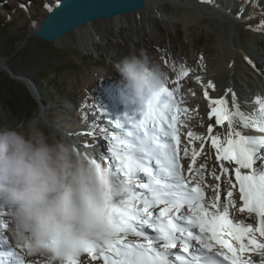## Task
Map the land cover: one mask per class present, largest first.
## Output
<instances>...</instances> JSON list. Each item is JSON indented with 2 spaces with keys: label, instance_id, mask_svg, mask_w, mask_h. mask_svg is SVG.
Instances as JSON below:
<instances>
[{
  "label": "snow or ice",
  "instance_id": "snow-or-ice-1",
  "mask_svg": "<svg viewBox=\"0 0 264 264\" xmlns=\"http://www.w3.org/2000/svg\"><path fill=\"white\" fill-rule=\"evenodd\" d=\"M20 7L29 9L26 4ZM236 18L246 24L258 19L257 25L247 27L264 33L261 0H242ZM166 63L176 73L175 87L169 89L168 81L154 101L132 115L114 117L102 105H94L91 114L96 119L89 122L85 112L81 122L87 127L68 132L70 137H84L79 148L120 177L118 183L130 178L129 162L136 169L130 190L121 198L124 214L118 235L85 247L74 264H257L254 257L264 264V95L254 97L253 110L248 112L233 89H227L225 97H211L209 89L215 91V84H205L183 63ZM186 78L200 83L209 101L207 118L214 123L208 124L205 134L190 130L189 120L198 117V106H182ZM188 91L196 95L191 88ZM101 118L105 125L98 123ZM178 125L188 129L183 146ZM225 125L223 133L217 130ZM101 140L106 151L97 154ZM209 144L215 155L211 168L205 147ZM184 158L190 160L187 167ZM241 214L251 217V222L239 218ZM5 217L0 212V249L8 246L0 250V264H48L39 255L27 254L35 257L27 260L22 248L11 247L2 231L9 227Z\"/></svg>",
  "mask_w": 264,
  "mask_h": 264
},
{
  "label": "clouds",
  "instance_id": "clouds-1",
  "mask_svg": "<svg viewBox=\"0 0 264 264\" xmlns=\"http://www.w3.org/2000/svg\"><path fill=\"white\" fill-rule=\"evenodd\" d=\"M115 70L127 100L144 107L168 83V73L146 49L125 56ZM128 169L134 177L133 162ZM130 178L118 183L120 177L58 132L42 109L0 128V212L15 245L48 264H74L85 247L116 238Z\"/></svg>",
  "mask_w": 264,
  "mask_h": 264
},
{
  "label": "rangeland",
  "instance_id": "rangeland-1",
  "mask_svg": "<svg viewBox=\"0 0 264 264\" xmlns=\"http://www.w3.org/2000/svg\"><path fill=\"white\" fill-rule=\"evenodd\" d=\"M236 1L241 2V0ZM57 2L59 0H0V18H9V9L15 11L19 16V18L11 20L13 25L7 33H0V62L2 63L0 74L9 75L15 82L24 85L26 88L29 85L27 80L37 78L39 84L51 90V94L56 97L58 103L49 104L48 107L44 105L39 94L32 92L31 95L40 109L47 112L56 130L64 135H68L70 131L75 132L87 127V124L81 122L83 113L87 112L89 114V122L96 119L91 113L96 111L93 106L97 104L102 105L114 117L128 114L127 107L132 103L126 98L128 93L115 70V65L130 53L135 51L138 54L140 49H146L152 60L160 64L168 73L169 83L167 87L171 89L175 87L172 81L176 73L172 71L166 61L183 63L185 67H194L198 71L206 63V60H212L215 57L218 39L222 40L224 38L223 47L219 51V60H222L223 66L220 64V70L214 73L217 77L222 78L227 72L225 63L230 61L232 51L235 50L236 45L241 44V30L239 33L236 32L237 26L234 24V34H231L232 37L230 36V40H227L229 29L224 26V23L222 24L221 19L214 24L217 27L216 32L204 27L199 22L193 23L191 36H188L186 29L178 23L172 24L169 22V24L165 23L163 26L157 20H152L149 25L142 24V26H138L135 21L136 25L131 23V26L128 24L129 27L125 28L128 26L126 24L121 30L117 27H115V30L101 28L99 33L97 32V35L94 36L96 39L92 40L95 42L97 52L86 54L76 49L73 42L74 37H71L68 42H64L63 45H57L46 43L33 34L36 25L43 20L45 13L48 12L49 8H46L45 5L52 6ZM21 4L28 5L29 9L27 11L22 9ZM209 4L216 6L214 3ZM233 7L239 10L241 4L237 3ZM220 33L223 35H220ZM237 33L239 34L238 37H236ZM193 39H195L196 48L192 47ZM229 43L233 46L230 47ZM245 48L248 50V47ZM3 57L9 58L2 60ZM263 60V57H256L262 71H264ZM6 67L11 72L7 71ZM205 78V81L203 79L205 84L209 81L215 84V91L217 90V84L220 81L222 82L223 79L219 78V83L216 84L214 83L216 78H210L209 76H205ZM238 82L243 85L239 79ZM182 84V92L185 93V104L182 106L190 109L198 106V117L189 120L190 130L197 134H205L207 126L210 124L207 118L210 105L209 101L203 96V86L200 87V83L187 78ZM190 88L196 93L194 97L188 91ZM209 91H211V95L216 94L211 89ZM121 101H125L126 106H121ZM243 105L244 109L248 106L246 103ZM181 118L186 119L183 116ZM98 123L105 125L107 121L101 118ZM18 124L20 123L8 113L1 111L0 128L14 127ZM109 127L111 131H119L111 126ZM178 127H180L181 146H183L187 141L186 131L188 129L180 125ZM217 129L223 133L222 127L217 126ZM72 138L78 143L84 139L81 136ZM196 144L199 146L198 141ZM205 147L208 155V167L211 168L215 162L214 149L211 148L210 144ZM95 151L97 154L106 151L103 140L99 142ZM182 163L187 167L190 160L184 158ZM209 180L211 182V178ZM222 199H226V197L222 195ZM5 219L7 218L5 217ZM2 231L8 238L11 247L15 248V242L8 230ZM19 251L21 250L19 249ZM22 254L27 256L25 252Z\"/></svg>",
  "mask_w": 264,
  "mask_h": 264
},
{
  "label": "bare ground",
  "instance_id": "bare-ground-1",
  "mask_svg": "<svg viewBox=\"0 0 264 264\" xmlns=\"http://www.w3.org/2000/svg\"><path fill=\"white\" fill-rule=\"evenodd\" d=\"M178 1L182 4L184 3V4L189 5L190 8L187 10L175 12V15L171 16L170 14L166 12L165 13L161 12L162 10H158L157 11L158 13H156V10L153 7L147 13V15L143 18L144 20L141 21L142 24L149 25V23L152 21L151 20L152 18L157 19V20H161L162 18L164 22L168 24L169 22L173 23L174 21L176 22L177 20L182 19V21L184 22V26L186 27L188 36H191L192 35L191 30L193 29L191 23L193 22L196 23L199 21V23L203 25L204 27L216 32L217 27L214 24H216L218 21H220L219 19H221L222 20L221 22L224 23V26L227 29H229L230 35L228 34L227 40H230V36L232 34V31L234 29V24H235L237 26L236 32L239 33L241 30V44H237L236 48L234 47L235 50L232 51L230 61L228 63H225V70L227 72L222 77L223 79L221 77H217L216 75H214V73L218 72L220 70L219 69L220 64L221 65L223 64L222 60L221 61L219 60V57H220L219 51L223 47L222 44H223L224 38L222 40H219L220 38L218 39L219 42H217L216 44V48H217L215 52L216 55L215 57H213L212 60H209V59L206 60V63L203 65L201 64L202 66L200 69H198V71L194 67L191 69L194 70L195 74L201 76L202 80L204 79V81L206 80L205 76L206 77L209 76L210 78H216L214 81V83L216 84L219 83L220 79H222V82L220 81V83L217 84V90L213 91L214 93H216L215 95H211V91H209L211 97H214V98L225 97L226 90L231 88L237 93V96L239 98V101L242 104V107L244 106L243 104L246 103V105H248L250 110L252 111L254 107V103H253L254 97L257 94L264 95V74H262L264 73V71L260 70L259 64L256 61V57L264 58V33L256 30L254 27L253 28L247 27V24H251L253 26L257 25L259 22L258 19L250 20L246 24L243 21V18H240V19L236 18V14L240 10V9L236 10L233 8V6L237 4L236 0H214V1H217L218 4H221L220 6H222L224 10H226L228 13H231V14H226V15L221 11H216L214 6L209 7V3H202L201 0H178ZM241 3H242V0H241ZM261 3L264 4V0H261ZM157 14L159 15V17L157 16ZM216 14L218 16H221V18L220 17L216 18L215 16H214L215 18L209 17V15H216ZM245 15H247L246 12H245ZM202 16H206L209 18L202 20ZM135 23L138 24V21L136 20ZM126 24L127 22L115 21V22L110 23L109 25L117 27V28H120L121 26V28H123ZM87 30H89V28H87ZM238 33L236 37L239 36ZM244 34H245V37H244ZM220 35H223V34L220 33ZM76 36L77 37L75 38V40H73V42L75 43L74 46H76V49H79L86 54H92L94 52H97L96 50L97 48L95 47V42L92 41L96 39V37L91 38L87 34H82L80 37H79V34ZM192 42H194L192 44V47L196 48L195 39H193ZM228 45H230L231 47L232 44L229 43ZM245 47H248V50ZM249 61H251L252 63L250 64ZM0 65H2L1 62H0ZM252 65H255V68H253ZM238 79L241 81V83H243L244 86L239 84ZM228 100L230 103L231 102L230 95L228 96ZM209 121L210 123H214V120L213 121L209 120ZM225 128H226V125L222 127L223 132ZM114 132L118 133V131H114ZM251 134H255V133H251ZM181 141H182V137H181ZM210 178L211 177L209 176L208 180ZM239 218L245 219V222H251V217H246L241 214ZM129 239H132V238L129 237ZM6 248L7 246H4V249ZM17 251H19V249H17ZM25 258L27 260L35 259V257H29V256H25ZM254 259H256L257 261L259 260L258 257H254Z\"/></svg>",
  "mask_w": 264,
  "mask_h": 264
},
{
  "label": "water",
  "instance_id": "water-1",
  "mask_svg": "<svg viewBox=\"0 0 264 264\" xmlns=\"http://www.w3.org/2000/svg\"><path fill=\"white\" fill-rule=\"evenodd\" d=\"M57 3H59V7H56ZM57 3L48 9L43 20L36 25L33 33L44 42L57 45H63L64 42H68L69 38H76L78 34L79 37L82 34L94 37L97 35V32L99 33L101 28L105 30H115V27L109 25L115 21L127 22V25L129 24L131 26V23H133L132 25H136L134 21L137 20L138 26H142L141 21L144 20L143 18L153 7L156 13H158V10H162L161 12H166L171 16L175 15V12L190 8L189 5L182 4L178 0H59ZM236 3L241 4L240 1H236ZM214 4H216V6H214L216 11H221L225 15L231 14L224 10L217 1H214ZM209 7H212V5L209 4ZM157 16L159 17L158 14ZM214 16L216 18H221V16L217 14L209 15L211 18H215ZM209 17L202 16V20ZM151 20L157 19L152 18ZM161 20L157 21L162 25L165 24L162 18ZM176 23L182 25L183 28L186 29L182 19L176 22L174 21L172 24ZM193 23H191V25ZM129 25L125 28H128ZM87 28H89L90 31L87 30ZM121 29L123 28L120 26L119 30ZM233 34L234 32L232 35ZM8 58L9 57H3L2 60ZM6 68L7 71L11 72L8 67ZM27 81L29 84L27 88L30 93L39 94L34 82L32 80Z\"/></svg>",
  "mask_w": 264,
  "mask_h": 264
},
{
  "label": "trees",
  "instance_id": "trees-1",
  "mask_svg": "<svg viewBox=\"0 0 264 264\" xmlns=\"http://www.w3.org/2000/svg\"><path fill=\"white\" fill-rule=\"evenodd\" d=\"M15 18H19V16L12 9H9V18H0L1 34L7 33L11 29L13 25L11 20ZM32 81L38 89L40 97L46 107L49 104L58 103L56 97L51 94V90L39 84L37 78ZM37 109H40V107L24 85L15 82L9 75L0 74V113L3 110L18 123H22L29 119ZM65 110L70 113L66 108Z\"/></svg>",
  "mask_w": 264,
  "mask_h": 264
}]
</instances>
